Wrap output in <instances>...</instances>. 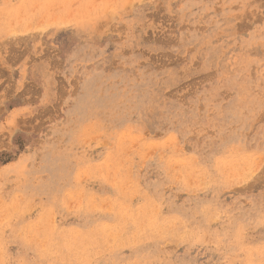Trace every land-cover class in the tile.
Returning <instances> with one entry per match:
<instances>
[{"label":"rangeland","instance_id":"obj_1","mask_svg":"<svg viewBox=\"0 0 264 264\" xmlns=\"http://www.w3.org/2000/svg\"><path fill=\"white\" fill-rule=\"evenodd\" d=\"M0 264H264V0H0Z\"/></svg>","mask_w":264,"mask_h":264}]
</instances>
